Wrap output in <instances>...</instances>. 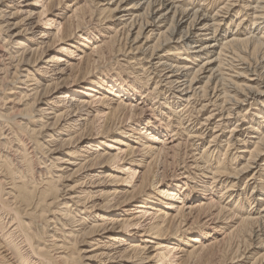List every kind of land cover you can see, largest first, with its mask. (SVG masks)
Here are the masks:
<instances>
[{
	"label": "bare ground",
	"instance_id": "1",
	"mask_svg": "<svg viewBox=\"0 0 264 264\" xmlns=\"http://www.w3.org/2000/svg\"><path fill=\"white\" fill-rule=\"evenodd\" d=\"M41 1L36 0L38 3ZM72 1L75 4L70 5L71 0H51L49 4L46 1L41 16L52 13L57 21L60 20L62 39L75 41L70 49L81 51V62L70 64L71 76L80 79L74 81L76 86L72 93L79 92L80 84L84 86V91L79 92L82 95L97 97L92 93H99L98 105L106 111L99 110L98 113H104L108 120L100 131V139L115 140L112 135H119L124 141H115L126 148L114 155L104 151L101 145L93 148V143L100 144L92 141L94 132L98 130H94V123L86 125L83 133L73 126L84 115L90 117V109L97 106V101H83L81 105L84 107L75 109V117L79 119L63 123L69 117L67 108L65 112L60 109L64 102L61 99L65 98L51 99L54 81L49 83L50 70L40 66L47 51L42 52L38 37L27 36L31 29L24 27L22 21L16 22L22 14L16 0L9 3L0 0V264H102V258L110 257L105 253L109 244L126 246L128 241L125 249H119L120 253L129 255L127 262L130 264H145L146 260L153 261V258L158 264H190L193 260L204 264L218 254L219 245L231 233L234 235L239 231L245 235L256 225L261 228L255 232L261 240V248L258 249L264 251V78L257 75L252 68L253 63L248 62V57L258 58L264 51V33H256L264 25V0H95L101 1L99 7L106 4L97 10L102 16L106 15L105 20L113 23L96 30V33H90L83 27L82 20L89 16L85 14L90 7L86 6L84 10L80 0ZM239 4L237 16L233 19L234 9ZM28 6L34 7L33 4ZM30 14L31 11L26 13ZM44 22L54 26L53 20L46 18ZM225 23L226 30L222 31ZM165 24L170 25L162 32ZM186 24L188 27L185 26L179 35L178 28ZM120 26L126 30L129 28V37L134 38L131 46H134L135 57L145 56V53L151 55L145 63V59H137L138 68L129 64L125 72L115 75L102 73L98 66L117 52L116 34ZM232 26L236 30L232 31ZM156 31L160 33L156 43L145 49L149 45L141 44L142 39L149 42ZM48 34L43 31L39 38H46ZM172 47L177 48L171 51ZM72 54L75 55V51ZM125 55L127 57L128 54ZM228 62L230 64L226 65ZM148 64L151 66L149 71L159 78L154 88H150L152 77L141 76ZM262 64L264 69V58ZM139 95L141 101H137ZM148 98L157 105L161 104L159 110H156L155 103L154 107L146 105ZM199 102H206L201 104L202 112L210 102L218 108L231 106L225 112L227 116L220 115L226 120L220 119L222 124H215L214 129L220 131L237 108L251 102H255L252 107L258 104L260 109H256L258 113L254 116L251 111L244 115L238 113L242 122H247L248 115L252 114L249 127L245 129L247 134H254L251 138L254 142L240 140L237 137L239 126L233 124L225 153L220 150L223 148L221 139L215 135L211 141L213 144L201 157L199 155L201 159L194 154L192 164L188 161L189 166L184 172L169 179L167 170L160 165L180 156L183 137L189 140L206 138L207 134L204 138L203 133H194L196 130L192 133L191 128H185L190 110ZM99 107H95L96 111ZM163 107L168 109V113ZM214 115L212 113L205 120L203 125L206 128ZM86 141L91 142L84 148L97 153L91 160L80 147L67 150ZM241 144L243 151L236 148L238 155L228 152L230 147L233 149ZM111 149L118 148L110 143L108 150ZM45 153L49 155L48 160L38 158V154L45 156ZM239 159L246 160L241 169L236 165ZM48 162L51 163L49 166ZM124 163L131 167H116L114 171L127 170L132 180L136 179L139 169L143 171L137 180L138 185L131 192L123 188V183L128 180L117 183L120 185L114 184L117 188L112 192L113 200L107 199L88 207L93 193L83 187L89 178H94L90 175L75 181L76 184L68 186V190L60 188L62 182L71 181L83 170L94 172ZM255 166L260 171L251 177L255 181L252 193L258 191L254 201L259 213L239 219L245 210L243 205L227 209L233 203L231 199H234L238 188L234 181L254 170ZM191 169L197 170L196 173ZM112 171L106 174L107 179L114 180ZM191 181L195 185H191ZM247 186L251 187L248 182ZM227 198L230 200L223 206ZM96 208L104 209L102 211L109 217L114 216L110 213L120 212L119 216L112 217V229L103 228V222L109 218L93 215ZM127 208L130 209L125 210ZM140 217H148L149 223L144 225ZM223 219L231 224L239 221L235 222V231L228 234L222 233L224 229L221 226L211 227ZM197 225L199 227L196 228ZM101 228L110 242L103 243L95 237ZM132 228L134 231L142 230L138 233L142 235L132 234ZM219 235L224 237L220 240ZM145 239L146 245L142 247L139 243ZM82 244L87 249L77 248ZM148 244L155 245L154 251L159 252L156 257L147 258ZM185 246H191L192 250L186 253ZM184 251L185 256L178 260V255ZM78 256L82 260H78ZM257 257L253 264H264V254Z\"/></svg>",
	"mask_w": 264,
	"mask_h": 264
},
{
	"label": "rangeland",
	"instance_id": "2",
	"mask_svg": "<svg viewBox=\"0 0 264 264\" xmlns=\"http://www.w3.org/2000/svg\"><path fill=\"white\" fill-rule=\"evenodd\" d=\"M9 1H12V0H4L5 3H9ZM48 1V4L51 2V0H43V2L41 1L40 3L36 2V0H16V3L17 5L20 6V10L22 11L20 14V16L16 19L17 21L16 22H21L24 23V27H27L28 29H33L32 31L30 30V32L28 33V37L31 38V37H38L37 39H39V44L42 45V52H45L47 51L46 53V57L43 59L44 61L40 64H43V65H40L41 67H44V68H47L50 70V75L48 77V81L50 83V81H54V85L52 87V92L50 94V97L51 99H54L56 100L57 98H65V99H61V100H64V102L60 105V109H61V112H65L66 108L69 110V117H66L63 121V123L65 124L66 121L68 122V120H78L79 117H75V109L77 107H84V105H81V103L83 101L85 102H88V101H92V102H95L97 101V99L99 98V93H92L93 96H97V97H88L87 95H85L83 93L80 94L79 92L81 91H84V86L82 84H80L79 88L77 89V91H79L78 93L74 94L73 95V90L75 88V84H74V81L78 80L79 78H75L73 76H71V72H70V64H79L81 62V51H78V50H73V49H70L71 45L73 44V42L75 41H72V40H63L62 39V33L59 32V23H60V20L57 21V18H55L52 13H48L46 17H42L41 14L44 12V7L43 5L45 4V2ZM81 2V6L83 5L84 6V10H86V6L90 7L88 8L87 12L88 14H85V15H89L87 16V18L85 17V20H82L83 21V27L90 31V33H94L96 30H101L103 28H107L108 26H110L112 23V21H108L107 19L105 20L104 16H102L103 14L99 13L98 12V8H103V5H106V4H102L100 5V7L98 6V3H100L101 1H95V0H80ZM224 2V1H223ZM222 2V3H223ZM33 4L34 7L30 8V6L28 5H31ZM75 4V1H72L71 0V3L70 5H73ZM88 4V5H87ZM13 5V4H12ZM219 5V4H218ZM22 6V7H21ZM95 6V7H94ZM223 6V5H221ZM238 6V7H237ZM234 9V13H233V19H235V17L237 16V11L240 7V4L237 5ZM86 7V8H85ZM216 7V6H215ZM83 10V13H85V11ZM92 10V11H91ZM10 11V10H9ZM28 11H31L32 14L30 15H26V13ZM56 11V10H55ZM215 11H218V9H216ZM90 12V13H89ZM93 14H92V13ZM96 12V14H95ZM142 13H144V11H141ZM98 13V14H97ZM141 13V14H142ZM25 14V15H24ZM71 14V13H69ZM100 14V15H99ZM84 15V14H83ZM92 15V16H91ZM94 15V16H93ZM93 20H92V18ZM46 18H48L49 20H53V24L54 26H51L52 24H49V25H46L45 22L43 23V21L46 20ZM87 19V20H86ZM55 21H57V23H54ZM92 21V22H91ZM107 21V22H106ZM85 22V23H84ZM90 22V23H89ZM100 22V23H99ZM187 21L185 20L184 23H186ZM228 23V22H227ZM250 24V23H249ZM87 25V26H86ZM168 25L170 24H165L163 26L164 29L162 30V32H165L167 30V28L169 27ZM227 24L225 23V26H223L222 28V31L226 30V26ZM188 27V24L186 25H183V26H180L178 28V34L180 35L186 28ZM123 26H120L119 28H117V33L119 34V38L117 40V37H118V34H116V42L115 43V48H116V53L114 54V56H108L105 61L102 62V64L100 65V67L98 66V69L99 71H101L102 73L105 72V73H111V75H115V74H118L120 72H125L127 71L125 68L127 67H130L129 64H131L133 67V65L138 68L137 66V59H142L144 60L143 63H145V61L147 62L149 60V56L151 55L150 53H145V56L144 55H140L138 57H135V54H133L134 51H132L134 49V46L132 47L131 45H134L133 43L131 42H134V38H130L129 36L130 33L129 32V28H127L128 30L124 28H122ZM262 30L260 32H256V33H264V25L262 26ZM126 31H125V30ZM183 30V31H182ZM232 31L236 30V28L234 26H232ZM43 31H47L49 34L48 36L43 39H40L39 37H41V33ZM120 32V33H119ZM124 32V33H123ZM96 33V32H95ZM128 33V34H127ZM223 34V32H221ZM159 32L156 31L155 32V35H153V37H150V40L149 42H145L144 39H142V43L141 44H148L149 46H146L145 49H148L149 47H152L151 45H154L157 41V38L159 36ZM44 35V34H43ZM58 35L57 38H55V36ZM113 34H111L112 36ZM168 35V34H167ZM114 36V35H113ZM122 36V37H121ZM145 38L147 37L146 35L144 36ZM129 38V39H128ZM55 40V41H54ZM130 40V41H129ZM155 40V41H154ZM152 41V42H151ZM154 41V42H153ZM55 42V43H54ZM120 42V43H119ZM43 43V44H42ZM132 47V48H131ZM119 48V49H118ZM121 48V49H120ZM126 48V49H125ZM177 47H172L170 48L171 51H175ZM66 50H69L67 51L68 53H66ZM121 50V51H120ZM72 51H75V55L72 54ZM132 52V53H131ZM124 53V55H123ZM125 54H128L127 57ZM132 54V55H131ZM72 55V56H71ZM131 55V56H130ZM114 57V58H113ZM247 57V56H246ZM110 58V59H109ZM264 58V51L262 52V54L258 55V58H255L253 57L251 59V57L249 59V63H253L251 65L254 72H256L257 75H261L262 78H264V69L262 68L263 64H262V60ZM131 59V60H130ZM135 59V60H133ZM60 60H63V62H60ZM229 60H232V59H229ZM128 61V62H126ZM134 61V62H133ZM251 61V62H250ZM119 62V63H118ZM132 62V63H131ZM123 63V64H122ZM127 64V65H126ZM230 63L228 62V64L226 63V65H229ZM150 65L148 64L147 65V70L146 72H142L141 73V76H150L152 77V82L150 83V88H154L156 85V83L159 82V78L158 76H156L154 74L153 71H149L151 70V66L149 67ZM55 70V71H54ZM252 70V71H253ZM108 71V72H107ZM148 74H145L147 73ZM151 72V73H150ZM143 74V75H142ZM154 77V78H153ZM254 78H258V77H254ZM158 79V81H157ZM80 80V79H79ZM82 83V82H81ZM58 85V86H56ZM56 87V88H55ZM54 88V89H53ZM58 88V89H57ZM89 93V92H88ZM141 96L139 95V97L137 98V101H141ZM160 101L163 103V98L160 99ZM148 105V106H151V107H154L155 105V108L157 107L156 110H159V108L161 107V104L157 105V103L152 99V98H148L147 101H145ZM97 103V106L99 107L98 105V101L96 102ZM155 103V105H153ZM214 102H210V105L208 106V108L206 110H203V112L201 111V106L206 104L203 103V102H199L197 103L196 105H194L192 107V109L190 110V114H189V118L188 121H185V128H191L190 131L193 133L195 130L194 133L196 132H199V133H203L204 135V138H205V134L206 135V138L205 139H190L188 137H183V141H184V145H182V149L183 151H180V156H178L175 161L173 159H169V161L165 162L167 164L164 165V161L161 162V165H160V168H163L165 167V170H167V174L169 176V179L172 178V177H176L178 176L179 174H181L182 172H184L183 170L186 169L185 167L186 166H189V162L190 161V164H192V162L195 160V155L197 156V159H201V154H203V152L209 148L210 144H213V142H211L213 140V138L215 137V135L219 136V139H221L220 141V145L223 146V148H221L220 150L223 149V153L226 152L227 150V145L226 143L228 142V140H230L229 138H231L230 136V133L229 131L232 130V127H233V124L235 127H237V125L239 126V128H237L238 131V138H240V140H244V139H248V142L251 143V142H254V139H251L254 134L251 136L249 134H247L246 132V129L245 128H248L249 127V122L251 120V115L249 114L247 117V122H242L240 121L239 119V114L242 113L243 115L247 112V111H251L250 113H253V116H254V113L257 114L258 111L260 109V106H258V104L254 107H252L253 104H255V102H251V103H246L243 107H239L237 108L235 111H233V115L231 114V117L228 119V121H226V123H224L225 125H223V128L221 129L222 131L218 130L217 128L214 129L215 124H218V123H221L222 120L220 119H223L221 118V116L225 117L227 116L226 113L228 111V109L231 108L230 105H227V106H224V110L222 107H216L215 104H213ZM200 104V105H199ZM202 104V105H201ZM219 105H222L221 103H218ZM213 105V106H212ZM96 105H94L93 109H90V117H87L84 115V117H82L78 123H73V126L76 127V129H81V133H83V131L87 128L86 125L88 124H93V127H94V130L97 131L94 132V138L92 141L94 142H99L100 144H95L93 143V148H97V146H100L101 145V148L108 152V154H120L121 152V149H125L126 147L122 146V145H119L115 140H122L124 141V139L119 136V135H112V139H115V140H110V139H106L105 137H102V140L100 139V131L102 129V127L105 125L104 123H106L108 120H107V117H105L102 113L100 114V112L98 113V111H106V109L104 108H101L99 107L100 109H95V107H97ZM215 110H213V109ZM226 108V109H225ZM86 109V108H85ZM165 109V110H164ZM200 109V111H199ZM217 109V110H216ZM224 113H221L222 110ZM257 109V110H256ZM67 110V111H68ZM163 110L165 112L168 113V109L166 110V107L164 108L163 107ZM198 113H197V111ZM219 110V111H218ZM227 110V111H226ZM239 110V111H238ZM237 111V112H236ZM199 112H202V113H199ZM214 113V118L213 120L211 121V124L209 126H204L203 124H205V120L208 118V116H210L212 113ZM226 112V113H225ZM83 113H87L86 111H84ZM239 113V114H238ZM99 114V116H98ZM160 114V112H159ZM223 114V115H222ZM198 115V116H197ZM207 115V116H206ZM221 115V116H220ZM225 115V116H224ZM264 115V114H263ZM194 116V117H192ZM217 116V117H215ZM193 118L191 120V118ZM97 118V120H96ZM198 118V119H197ZM173 119L175 120V116H173ZM85 120V121H84ZM193 122H191V121ZM223 120H226V119H223ZM239 120V121H238ZM93 121V122H92ZM168 121V120H166ZM190 121V122H189ZM217 121V122H216ZM91 122V123H89ZM228 122V123H227ZM199 123V124H198ZM78 124V125H77ZM187 124V126H186ZM222 124V123H221ZM77 125V126H76ZM95 125V126H94ZM201 125V126H200ZM194 126V127H193ZM203 126V127H202ZM213 126V127H212ZM227 126V127H226ZM232 126V127H231ZM78 127V128H77ZM96 127V128H95ZM209 127V129H208ZM242 127V128H241ZM100 128V129H99ZM199 128V129H197ZM225 128V130H224ZM243 129V130H242ZM215 130V131H214ZM98 132V133H97ZM217 132V133H215ZM226 132V133H225ZM221 133V134H220ZM237 133V132H236ZM97 134V135H96ZM219 134V135H218ZM241 134V135H240ZM193 136L195 134H192ZM199 135V134H198ZM209 135V136H208ZM250 136V137H249ZM213 137V138H212ZM100 141H99V140ZM179 140V138H177ZM186 139V140H185ZM218 139V140H219ZM189 140V141H188ZM193 140V142H192ZM197 140V141H196ZM187 141V143H185ZM223 141V142H222ZM91 141H86V142H83V143H79V144H76V145H72L70 147H68V151L70 150H75L77 149L78 147L81 148V151H84V152H87V153H83L84 155H86V157H91V159L95 158L97 153L94 152V150H88L86 148H84L86 145H89ZM179 142V141H178ZM191 142V143H190ZM200 142V143H199ZM211 142V143H210ZM112 143V145L114 147H117L118 149H111V150H108V146L109 144ZM194 145H193V144ZM204 143V144H203ZM188 144V145H186ZM200 145V146H199ZM190 146V147H189ZM192 147V148H191ZM198 148V149H197ZM236 148H243L242 144L239 145L238 147H235L232 149V147H230L229 149V153L230 151H232V154H237L238 155V152L236 150ZM190 149V150H188ZM200 149V150H199ZM195 150V151H194ZM198 150V151H196ZM212 150V149H211ZM102 151V153L104 152ZM186 151V153H185ZM193 153H192V152ZM241 152L243 151V149L240 150ZM198 152V154H197ZM185 157H184V155ZM195 154V155H194ZM188 155V157H186ZM192 155H194V158L192 157ZM200 155V157H199ZM49 156V155H48ZM47 154L45 153V156L41 155V154H38V158H40L41 160H48V157ZM45 157V158H44ZM192 157V158H191ZM43 158V159H42ZM179 158V159H178ZM248 160L249 157L247 156L246 157ZM185 159V160H184ZM187 159V160H186ZM189 159V160H188ZM246 160L244 159H239L238 162H237V167H239L240 169L245 165L244 163H246ZM171 163V164H170ZM175 163V164H174ZM184 163L188 164V165H185ZM51 163L48 162V166L50 165ZM170 164V165H169ZM262 164V163H261ZM162 166V167H161ZM182 166V167H181ZM116 167H126V169H129L131 166L127 163H124V165H120L118 164L117 166H115L114 168L112 167H109L107 169H99L98 171H94V172H91L90 169H86V170H83L81 172H79L76 177H74L71 181H65V182H62V185H60V188L62 189V191H65V190H68V186H72V185H75L76 182L75 181H78V180H81L83 179L84 177L90 175L92 177H94L93 179L89 178L85 184V186L83 187L84 189H87L88 191H91L93 193V199H92V203H89L90 205H88V207H92L95 204H100L102 203L103 201L109 199V200H113L115 197H113L112 195V192L117 188L114 184H117V183H123L124 181L128 180L127 183H123V188L126 189V191H132L134 186L138 185L137 184V180L139 179L140 177V173L143 171V169H139V173L137 174L136 176V179L135 180H132L130 179L131 177L128 176L129 173L127 172V170H120V169H117V171H114L116 170L115 168ZM175 167V168H174ZM181 167V168H180ZM182 169V171H181ZM256 169V170H255ZM255 169L252 170V171H249L248 173L244 174L243 176L240 177V179H237L234 181V183H237L238 185V188H236V193H235V197L234 199L231 201L233 203H231L230 205H228V208L229 210H232L236 205H243L245 210L242 214H240L238 217L239 219L242 217H254L255 215H257L259 213V211H257V204H255V198H257V196L255 197V195H258V191H256L257 193L253 194L252 192L254 191V187H255V181H252L251 180V177L259 172V168L257 166H255ZM113 170V171H112ZM119 170V171H118ZM180 170V171H179ZM259 170V171H258ZM110 171L112 175H114V180H111V178H106V174L109 173ZM192 173H194L195 171L197 170H194V169H191ZM194 171V172H193ZM121 172V173H120ZM255 172V173H254ZM196 173V172H195ZM198 173V172H197ZM171 176V177H170ZM129 177V178H128ZM193 177H196V176H193ZM250 179V181H249ZM124 180V181H122ZM115 181V182H114ZM122 181V182H121ZM132 181H134L132 183ZM75 182V183H74ZM83 182V181H81ZM246 182H248V185H250L251 187L247 186L245 187V184ZM250 182V183H249ZM132 183V184H131ZM191 185H195L194 182H190ZM193 183V184H192ZM254 184V185H253ZM117 185H120V184H117ZM66 186V187H65ZM246 188V189H245ZM202 189V187L199 188V191ZM241 190V191H239ZM246 193H247V196H246ZM260 195V194H259ZM246 198L248 199L246 201ZM230 199L227 198V200H225V202L223 203V206H226V204H228L227 202L229 201ZM249 202V203H248ZM232 204H233V207H232ZM104 205V204H103ZM253 206V207H252ZM232 208V209H231ZM253 208V209H252ZM256 208V209H255ZM130 208H127L125 210H128ZM104 210V209H102ZM102 210H100L99 208H96L94 211H92L93 215H99L98 217L99 218H104V217H107L109 218L108 220L109 221H106V222H103L105 223L103 227L104 229H112V227H114V224L112 222V217H116V216H119L120 212H115V213H110L111 215H114V216H111L109 217L107 213L103 212ZM236 212V211H235ZM238 213V212H237ZM257 213V214H256ZM109 214V215H110ZM251 214V215H250ZM253 214V215H252ZM141 218V219H140ZM140 221L145 225L147 223H149V218L146 217V218H142L140 217ZM235 222H239V221H235ZM234 223H227V220H222L220 221L219 223H217L216 225L214 226H211L212 228L213 227H217V226H221V229H224L222 231V233L226 232V233H231L234 230L236 224ZM102 223V220L101 222ZM227 223V224H226ZM36 227L37 228H40V224L38 225V223H36ZM212 224V223H211ZM229 224V225H228ZM238 224V223H237ZM235 225V226H234ZM39 226V227H38ZM228 226V227H227ZM257 227L254 228L251 227L249 228V231L245 234V235H241V233L239 231H235L234 235L233 233H231L230 237L227 238V240L223 241L222 244H220V248L218 250V254L214 256V258L216 259H211L209 262H207L208 264H253V262L255 261L256 257L258 256H261L262 254H264V251H261L262 249H258L259 247L261 248L260 246V238L258 239L257 236H256V233L257 231H259V229L261 228H258L259 226L256 225ZM199 227V225L196 226V228ZM223 227V228H222ZM227 227V228H226ZM101 228L98 233H96L95 237L99 240H102V242H110V240H108V235L106 234V232H104L105 230ZM253 230V231H252ZM131 231H133L132 234H138L140 233L141 231L140 230H135L134 231V228L131 229ZM48 233L49 230L47 231ZM256 232V233H255ZM239 233V234H237ZM260 233V232H259ZM214 234V233H213ZM139 236L142 235L141 234H138ZM251 235V236H250ZM259 235V234H258ZM260 235H262L260 233ZM104 236V239H102ZM221 236V235H219ZM236 236V237H235ZM249 236V237H248ZM106 237V238H105ZM119 238L121 236H115V238ZM224 236H221L220 237V240L223 238ZM251 237V238H250ZM114 238V239H115ZM136 238V237H135ZM138 238V236H137ZM249 239V240H248ZM246 240V241H245ZM248 240V241H247ZM144 241H147V239L143 240V242L141 241L139 244L142 245V247H144L146 244L144 243ZM130 241H128L127 243H125V245L127 246V244H129ZM173 241H169V243H172ZM226 242V243H225ZM114 243V242H113ZM193 246L194 244L191 243ZM85 245V244H84ZM114 244H109V249H107L105 251L106 254H110L109 256L110 257H105V258H102L101 259V263L102 264H130L127 262V260L129 259V255L127 254H122V252L120 253V249H125L126 246H120V244H115V246L113 247ZM82 245H80L79 247L77 248H83V249H87L85 247H82ZM148 248H149V251H148V254L146 255L147 258L149 257H156L157 254H159V252H155L154 251V244H148ZM191 246L187 247L185 246L184 248L187 250L186 253L189 251L192 250ZM252 247V248H251ZM76 248V249H77ZM120 248V249H119ZM225 250H224V249ZM185 251L183 253H180L178 255V260L179 259H182L183 256H185ZM152 254V255H151ZM83 256H86L85 254ZM217 256V257H216ZM79 257V256H78ZM243 257V258H242ZM257 257V258H258ZM78 260H82L79 259ZM103 260V261H102ZM150 260V261H149ZM146 263L145 264H158L157 263V260L153 258V261L152 259H148L145 261ZM148 262V263H147ZM152 262V263H151ZM207 263H204V264H207ZM144 264V263H142ZM179 264V263H178ZM190 264H201V263H197L196 260H193L190 262Z\"/></svg>",
	"mask_w": 264,
	"mask_h": 264
}]
</instances>
